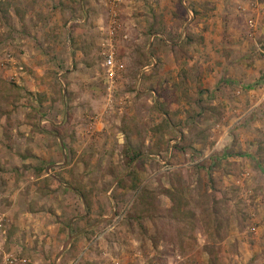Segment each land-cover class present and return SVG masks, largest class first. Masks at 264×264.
Segmentation results:
<instances>
[{"label":"rangeland","instance_id":"obj_1","mask_svg":"<svg viewBox=\"0 0 264 264\" xmlns=\"http://www.w3.org/2000/svg\"><path fill=\"white\" fill-rule=\"evenodd\" d=\"M256 45L264 0H0V264H264V101L213 149L204 88Z\"/></svg>","mask_w":264,"mask_h":264},{"label":"crops","instance_id":"obj_2","mask_svg":"<svg viewBox=\"0 0 264 264\" xmlns=\"http://www.w3.org/2000/svg\"><path fill=\"white\" fill-rule=\"evenodd\" d=\"M263 7V6H261ZM254 26L250 28L253 29V31L256 29V21H253ZM250 25V24H249ZM261 35V34H260ZM258 35H256L257 39ZM254 39V38H253ZM255 41V39H254ZM257 51L260 52L261 48L260 46L256 45ZM251 53V52H250ZM231 55V54H230ZM234 58L235 56H231L230 59ZM236 59V58H235ZM220 67L219 72L215 71V74L217 75L216 78L209 80L208 84L204 85V88L207 89L206 93L209 95L210 98L214 99L213 103L219 104L221 106H225L226 109L232 108L233 112L230 111L232 114L236 113L234 117L232 118L229 125H225L222 127V131L220 130V137L218 136L217 140H215L214 148L220 150L223 147V143L226 145L228 138H229V132L228 130L233 124H236L237 126L241 125L243 122H256L260 121L259 119H256L259 115H249L247 116L250 109H255L259 105H263L264 101V95L262 92L258 93L250 92L251 89L256 88V86L248 85L245 83V79H248L251 73H249V70L252 68H247L246 66H236L234 63L230 62V60L225 61L222 63ZM257 67L255 72H259L262 67L260 66H254ZM248 77V78H247ZM243 83V84H241ZM255 92V94H254ZM262 94V95H261ZM246 95V97H245ZM249 98L248 103L250 104V109L246 110L247 107L245 106L244 102L246 103V100L244 101V98ZM226 109H223V111H227ZM221 110V109H220ZM222 111V110H221ZM226 114V112H225ZM223 114L221 115L222 119ZM223 118V120H225ZM256 119V120H255ZM64 120V118H63ZM228 120V118H227ZM226 120V121H227ZM61 122L60 124H62ZM245 124V123H244ZM242 127L239 129L241 130ZM42 133L46 134L47 137L55 136V133L50 131L49 128H46V130H41ZM261 139L264 141V131L261 133ZM23 133V132H22ZM64 137L62 134L58 137V142L60 141V138ZM254 137V136H252ZM65 138V137H64ZM264 145V142H263ZM46 149L52 148L53 155L57 152V147L54 144V142H51V144H45L44 146ZM264 151V149H263ZM56 165V164H55Z\"/></svg>","mask_w":264,"mask_h":264},{"label":"built area","instance_id":"obj_3","mask_svg":"<svg viewBox=\"0 0 264 264\" xmlns=\"http://www.w3.org/2000/svg\"><path fill=\"white\" fill-rule=\"evenodd\" d=\"M249 24H250L251 27L254 26L252 20L249 21ZM260 52L264 54V51H263V50H260ZM108 64H109V65L112 64L111 57H110V59H109V61H108ZM145 69L147 70V67H146ZM254 90H255V92H262V94L264 95V83H263L262 85L256 86V88L251 89L250 92H253ZM255 92H254V94H255ZM173 143H174V142H173ZM173 143L170 144V150H171V148H172ZM157 158H158V157H157Z\"/></svg>","mask_w":264,"mask_h":264},{"label":"water","instance_id":"obj_4","mask_svg":"<svg viewBox=\"0 0 264 264\" xmlns=\"http://www.w3.org/2000/svg\"><path fill=\"white\" fill-rule=\"evenodd\" d=\"M68 242H69V241H68ZM68 242H66L65 246L67 245ZM65 246H64V247H65Z\"/></svg>","mask_w":264,"mask_h":264}]
</instances>
